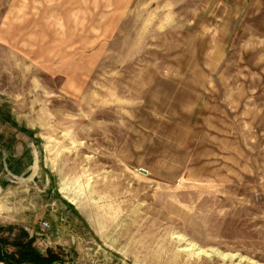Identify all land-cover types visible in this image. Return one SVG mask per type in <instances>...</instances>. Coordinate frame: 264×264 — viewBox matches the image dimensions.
<instances>
[{"label":"rangeland","instance_id":"rangeland-1","mask_svg":"<svg viewBox=\"0 0 264 264\" xmlns=\"http://www.w3.org/2000/svg\"><path fill=\"white\" fill-rule=\"evenodd\" d=\"M0 227L66 264H264V0H0Z\"/></svg>","mask_w":264,"mask_h":264},{"label":"trees","instance_id":"trees-1","mask_svg":"<svg viewBox=\"0 0 264 264\" xmlns=\"http://www.w3.org/2000/svg\"><path fill=\"white\" fill-rule=\"evenodd\" d=\"M23 235L26 237L27 233L25 232ZM23 235L9 241L2 235V227H0V261H6L9 264H66L54 253L43 255L32 245V240L24 241ZM7 245L15 247V251L10 252Z\"/></svg>","mask_w":264,"mask_h":264},{"label":"bare ground","instance_id":"bare-ground-1","mask_svg":"<svg viewBox=\"0 0 264 264\" xmlns=\"http://www.w3.org/2000/svg\"><path fill=\"white\" fill-rule=\"evenodd\" d=\"M185 239V238H184ZM192 246V245H191ZM194 247V246H193ZM191 247V248H193ZM196 247V246H195ZM191 248H188V250H190ZM196 250V249H195ZM199 251L197 253H205V250L202 249H198ZM197 251V250H196ZM218 255L223 259V260H229L230 262H232V264H261L258 263L254 260L248 259V258H244V257H239L236 256L235 254H228V253H223V252H218Z\"/></svg>","mask_w":264,"mask_h":264},{"label":"water","instance_id":"water-1","mask_svg":"<svg viewBox=\"0 0 264 264\" xmlns=\"http://www.w3.org/2000/svg\"><path fill=\"white\" fill-rule=\"evenodd\" d=\"M141 171H143V172H146V170H145V169H141Z\"/></svg>","mask_w":264,"mask_h":264},{"label":"built area","instance_id":"built-area-1","mask_svg":"<svg viewBox=\"0 0 264 264\" xmlns=\"http://www.w3.org/2000/svg\"><path fill=\"white\" fill-rule=\"evenodd\" d=\"M46 226H49L48 223H46Z\"/></svg>","mask_w":264,"mask_h":264}]
</instances>
